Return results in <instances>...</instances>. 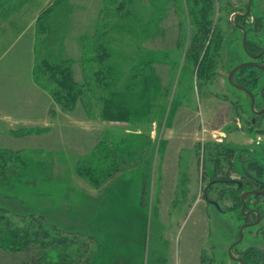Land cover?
<instances>
[{
	"label": "rangeland",
	"instance_id": "1",
	"mask_svg": "<svg viewBox=\"0 0 264 264\" xmlns=\"http://www.w3.org/2000/svg\"><path fill=\"white\" fill-rule=\"evenodd\" d=\"M250 1L0 0V205L72 232L58 264L233 263L241 190L208 185L250 158L264 183V115L229 81L253 60L238 24L264 49V0L239 19ZM241 78L260 92L264 68ZM256 200L241 251H264ZM25 260L0 250V264Z\"/></svg>",
	"mask_w": 264,
	"mask_h": 264
},
{
	"label": "trees",
	"instance_id": "2",
	"mask_svg": "<svg viewBox=\"0 0 264 264\" xmlns=\"http://www.w3.org/2000/svg\"><path fill=\"white\" fill-rule=\"evenodd\" d=\"M210 36L211 31L207 30L199 36L197 44L204 47ZM249 47L248 44V49L251 50ZM252 68L253 66L244 67L240 69V73ZM239 81L241 85L247 87L245 79L241 78ZM233 155L231 149L226 151V156L231 159ZM262 174L263 170L259 168V176L262 177ZM238 199L241 200L239 197ZM10 212L9 209L0 205V250L24 252L28 260L19 264H58L70 260L66 249L74 245L70 237L72 232L66 233L45 216H37L33 213H14V215H22V219L13 221V217H7ZM73 252L75 253V251ZM53 256L58 259L55 263L53 262ZM87 260L88 258L85 259V261Z\"/></svg>",
	"mask_w": 264,
	"mask_h": 264
},
{
	"label": "flooded vegetation",
	"instance_id": "3",
	"mask_svg": "<svg viewBox=\"0 0 264 264\" xmlns=\"http://www.w3.org/2000/svg\"><path fill=\"white\" fill-rule=\"evenodd\" d=\"M243 17H244L243 15H240L239 19H241ZM238 26L240 28L242 26L245 28V26L242 25V24L241 25L238 24ZM247 43H248V41H247ZM252 48H254V47H252ZM247 49H248V47H247ZM248 51L251 52L249 49H248ZM251 53H253L255 55L254 58L252 57V59H253L252 62H256L257 64L264 66V62H261V59L264 57V49H261V50L256 51V52L252 51ZM254 67H257V66H254ZM237 72L235 74H237ZM235 74H234V76H235ZM233 82L236 85L243 86V85L237 83L234 79H233ZM234 84H232V85H234ZM245 88H247L253 94V96L255 98V111H253V110L252 111L255 113V115L257 117L263 116L264 115V110H263L264 109V103L262 104L261 107L259 105H257V104L260 102L259 97H261L262 101L264 102V87L260 90V92L258 90L255 92L253 86H250V87L249 86H247V87L245 86ZM246 94L250 97V104H251V95L248 92H246ZM252 121H253V123H256V118H253ZM258 159L259 158H255V159H251L250 158L248 160L247 168L246 169H242V175L239 177L240 179H238V178L234 179V177H232L233 169L231 168V166H230V169L228 170V172L227 171L219 172V170H217L218 173H216V174L214 173L213 174L212 177H213L214 180L209 183L208 189H211L212 185L215 184V183L230 184V186H234L235 185V186L238 187L239 190H241V196H242V194L244 192H248V191H252V190H264V183H261L262 182L261 179L258 178V176H259V164H260ZM216 177L218 179H215ZM231 180L242 181L243 182L242 187L239 186L238 182H231ZM206 195H207V198H206ZM251 195L255 196V198H257V199L259 197H261V196H264V194H251ZM251 195H249V196H251ZM249 196L246 197V209H245V211H243V206H242V211H241L242 219L244 221V224H246V223L247 224L254 223L258 219L259 216H260V221L262 219L261 207L257 203V200L252 206L247 204V198ZM205 198L207 200L210 199L209 198V194L207 192L205 193ZM210 200H212V199H210ZM241 200H242V198H241ZM213 201H215V200H213ZM208 202L210 203L209 200H208ZM242 203H243V201H242ZM260 221L258 223H260ZM239 243H237L232 249H230L232 244L229 247V255L233 259V263H231V264H259L258 263V257H261L264 260V256H263L264 253L262 254V251H263L262 249H260L258 247H257V249H255L252 246V247H248L246 249H243L241 251L240 249L237 248V245ZM250 257H252L254 260L256 259L255 260L256 262H254V261L251 262L250 261Z\"/></svg>",
	"mask_w": 264,
	"mask_h": 264
},
{
	"label": "water",
	"instance_id": "4",
	"mask_svg": "<svg viewBox=\"0 0 264 264\" xmlns=\"http://www.w3.org/2000/svg\"><path fill=\"white\" fill-rule=\"evenodd\" d=\"M251 1H253V0H251ZM251 1H250V4H249L248 7H247V12H246L245 14H242L243 16H246V15H248V14L250 13V11H251ZM241 29H242V31H243V35H244V38H243L244 47H245V49L248 51V49H247V47H248V46H247V31L245 30V28H244L243 26L241 27ZM248 53H249V55H250L251 57H253V58L255 57V55H254L253 53H251V52H249V51H248ZM247 66H257V67L264 68L263 65H259V64H257L256 62H252V61H251V62H244V63H241V64L235 66V67L231 70V72H230V74H229V81H230V83L234 84V82H233V76H234V74H235L238 70H240L241 68H244V67H247ZM234 85H235L237 88H240V89H242V90H244V91L250 93V95H251V108H252L253 111H255V98H254L253 94H252L247 88H245V86H240V85H236V84H234ZM263 110H264V109H263ZM231 182H238V184H239L240 187H242V185H243V182H242V181L231 180ZM251 194H264V190H252V191L244 192V193L242 194V196H241L242 201H243V211H245V209H246V197L249 196V195H251ZM206 198H207V195H206ZM208 200L210 201V203H213L218 209H220V206H219L218 202L213 201V200H210V199H208ZM259 221H260V216L258 217V219H257L254 223H252V224H247V223L244 224V225L241 227L240 235H239L238 240L235 241V242L232 244V246H231L230 249H232L237 243H239L240 241H242V239H243V237H244V229H245V228L250 227V226H254V225H256Z\"/></svg>",
	"mask_w": 264,
	"mask_h": 264
}]
</instances>
